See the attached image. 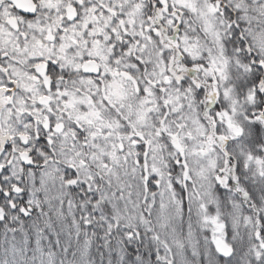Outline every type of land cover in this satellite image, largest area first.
Instances as JSON below:
<instances>
[{"label": "snow or ice", "instance_id": "6c2138e0", "mask_svg": "<svg viewBox=\"0 0 264 264\" xmlns=\"http://www.w3.org/2000/svg\"><path fill=\"white\" fill-rule=\"evenodd\" d=\"M0 264H264V0H0Z\"/></svg>", "mask_w": 264, "mask_h": 264}]
</instances>
